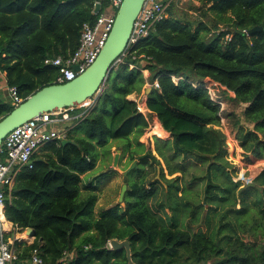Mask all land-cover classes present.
Returning <instances> with one entry per match:
<instances>
[{"label":"trees","instance_id":"16d2710c","mask_svg":"<svg viewBox=\"0 0 264 264\" xmlns=\"http://www.w3.org/2000/svg\"><path fill=\"white\" fill-rule=\"evenodd\" d=\"M196 1L194 19L177 16L171 3L169 16L151 28L100 100L69 128L75 144L48 143L34 168L19 174L5 216L14 231L32 227L36 237L16 241L18 264H30L35 249L46 264H63L66 252L73 253L68 264H130L126 249L110 247L112 239L130 240L136 264H264V0ZM117 10L111 0H0V67L8 84L26 99L59 83L58 67L45 60L70 56L84 23ZM256 26L262 29L250 32ZM132 62L160 84L146 100L165 129L153 146L141 141L149 121L129 98L146 85ZM173 76L189 80L175 83ZM207 80L247 104L243 116L254 127L235 122L236 138L248 162L263 165L254 185L235 179L236 152L221 128V105L208 89L193 85ZM15 107L5 92L0 119ZM165 131L168 136L160 137ZM115 141L137 163L124 177L125 207L97 215L95 182L118 173L108 165ZM99 167L105 172L95 180L82 177ZM132 173L137 179L131 182ZM188 211L192 217L181 226L178 215Z\"/></svg>","mask_w":264,"mask_h":264},{"label":"built area","instance_id":"2783aa9c","mask_svg":"<svg viewBox=\"0 0 264 264\" xmlns=\"http://www.w3.org/2000/svg\"><path fill=\"white\" fill-rule=\"evenodd\" d=\"M123 0H111L112 9L119 8ZM173 0H146L144 6L137 17L132 33L129 38L128 45L123 54L115 61V69L126 62L127 56L131 51L141 43L149 34L151 28L165 18L168 17V8ZM115 13L103 12L100 13L94 23L86 22L83 25L80 45L68 57L57 56L55 58L48 57L45 60L46 64H52L59 69V76L57 80L59 83L71 81L78 75L84 72L97 58L101 49L105 45L110 32L115 22ZM79 66V69L75 67ZM130 68H136L144 73L146 78V85L144 90L134 96L132 100L136 102L138 112L144 114L149 121L153 119L155 122L158 117L152 113L148 108L147 92L148 87L159 88L158 80L154 82L149 81V70L143 68L137 63H130ZM189 80L185 76H173V81L179 83L181 81ZM214 82L209 81L200 84L197 81L193 82L195 87L203 86L208 89L212 100L221 105V112H223L225 104L219 98V94ZM106 84L102 85L100 91L95 96L89 98L82 105L63 108L59 110L45 111L38 116L33 117L27 122L17 126L10 131L4 138L0 146V225L1 230L5 228V208L7 200L11 199L12 191L19 174L24 169L34 168L35 154L43 146L52 141L61 142L67 139L68 128L59 126L60 123H66L71 120L70 112L76 108H82L84 111L78 119H82L96 102L102 96ZM7 93L9 98L17 105L25 99L19 95L18 87L16 85H9L6 78V73L0 67V96ZM222 123L225 122V117L221 113ZM156 125V124H155ZM154 125V126H155ZM227 134V133H226ZM230 135L227 134V137ZM237 139V138H236ZM4 216V219L2 218ZM11 237H5L3 231L0 239V264H18V255L16 249V241L21 240L22 236L19 232L12 230ZM72 252H66L64 256V263L68 264V259L72 258ZM30 264H46L43 257L40 255L38 249H35L30 259Z\"/></svg>","mask_w":264,"mask_h":264},{"label":"water","instance_id":"95a60500","mask_svg":"<svg viewBox=\"0 0 264 264\" xmlns=\"http://www.w3.org/2000/svg\"><path fill=\"white\" fill-rule=\"evenodd\" d=\"M145 1L146 0L122 1L117 10L113 28L105 45L101 49L96 60L84 72L71 81L53 83L38 89L17 105L6 116L1 118L0 146L10 131L33 117L38 116L45 111L82 105L89 98L98 94L102 85L107 83L116 72L114 63L126 50L134 23L144 6ZM217 1L219 0H213V2ZM100 9L101 2L98 1L95 6V13H99ZM261 29L262 26H256L251 29L250 32ZM75 68L79 69V66H76ZM147 89L146 92L149 94L152 88L148 87ZM100 98L101 96L99 97V100ZM61 142L62 144L76 143L71 139H64ZM120 152L121 149H118L117 154L114 157L115 167L118 165ZM136 163L137 161H133L131 167L128 168L123 175L126 176L135 167ZM247 185L254 184L247 180ZM127 189V184H123L119 196V202H124V196ZM2 231L0 225V239ZM25 233L28 234L29 238L35 239L36 237V231L32 227L26 228ZM109 244L110 247L115 250L126 249L129 263L136 264L133 260L129 239H112Z\"/></svg>","mask_w":264,"mask_h":264},{"label":"rangeland","instance_id":"374dc122","mask_svg":"<svg viewBox=\"0 0 264 264\" xmlns=\"http://www.w3.org/2000/svg\"><path fill=\"white\" fill-rule=\"evenodd\" d=\"M173 3H174V12L176 13L177 16L183 17V18L189 17L193 19L199 16V11L195 10L194 8V6L199 5L198 1L196 0H173ZM246 106L247 104H237L231 100H227V103H225V107L222 113L223 116L225 117V122L222 123V126H221L223 131H225L228 135H230V137L229 136L227 137V142L235 148L236 160L233 162V164L235 165V169L237 171L235 175L236 176L235 179L241 180L244 183V185H247V180L252 182L251 181L252 177H254V175H256L259 171H261V168H263V165L261 162H257V163L248 162V160L246 159L243 153L244 151L242 150L239 144L238 139H236V132H237L238 126L236 125L235 122L238 121L240 122L241 125L250 126L252 128L254 127V124L248 123L244 119L243 112ZM155 124H157V127L159 126V130H160L159 132L162 133L163 128L159 124V121L156 120L154 122L153 119L150 120L149 128L147 129L146 133L141 138V141L146 143L147 145L151 143L153 146L154 136L155 135L159 136L156 133H152V129ZM160 137H166V135L160 136ZM116 154H117V151L115 150L113 157ZM132 163H130L128 159V154L122 153V149H121V152L119 153V162L116 167L114 166V160L109 161L108 165L115 167L116 170H119V174L118 176L114 177V179L110 181H107L106 177L102 176L101 178H99L98 182L97 181L95 182L99 184V187H100L99 199L96 205L97 215H99L103 209L116 205V204H120L122 207H125L124 202H119V196H120V192L122 189V185L125 184L122 174L128 168L131 167ZM99 166H107V165L100 164ZM102 172H105V170L102 169V167H99V168H96V171H91L89 172V175H86V176L89 177V179L95 180V178L98 175L100 176ZM154 173H155L154 171L151 172L149 178L154 176ZM136 179H137V174L132 173L130 176L131 182ZM189 209L190 211H192L191 208ZM166 210L170 216H173L175 214V211L172 210V208L170 207H167ZM190 211H188L187 214H184V215L183 213L182 215H180L179 213L178 217H179V222L181 226H183V224L189 221L190 218L192 217V213ZM20 234L24 235L23 236L24 239L26 240L29 239L28 234L25 233V230L23 232H20Z\"/></svg>","mask_w":264,"mask_h":264},{"label":"crops","instance_id":"0c3cea01","mask_svg":"<svg viewBox=\"0 0 264 264\" xmlns=\"http://www.w3.org/2000/svg\"><path fill=\"white\" fill-rule=\"evenodd\" d=\"M210 80H207V82H209ZM213 82V81H212ZM214 84V86H216L215 85V83H213ZM216 88H217V91H218V94H219V98L221 99V100H223L224 101V104L225 103H227V100H231V101H233L232 100V97H234V92H230V91H228V90H226L225 88H223V87H217L216 86ZM148 90V89H147ZM134 96H136V93H133V94H131V95H129V98L130 99H132V97H134ZM234 102V101H233ZM78 111V112H77ZM83 109H80V110H77V109H74V110H72L71 112H70V114H71V120H69V121H66V123H60V124H58L59 126H65V127H67L68 128V130H69V128H72L75 124H77L78 122H79V120L80 119H78V117L79 116H81V114L83 113ZM154 115H156V114H154ZM157 116V115H156ZM159 120V119H158ZM159 123H160V125H161V127L163 128V126H162V124H161V122L159 121ZM164 129V128H163ZM162 129V130H163ZM165 130V129H164ZM165 135L166 136H168V133L165 131ZM68 139V138H67ZM114 146H113V148H112V151H113V154L115 153V150L117 151L118 149H122V148H120V147H117V145H118V142L117 141H115L114 143ZM45 146H43V147H41L37 152H36V154H35V156H34V158L36 159L39 155H41L42 154V150H43V148H44ZM114 148H115V150H114ZM122 153H123V149H122ZM115 157V156H114ZM115 168V167H114ZM118 171V173H117V175L116 176H118V174H119V170H117ZM86 175H83L82 177H85ZM115 176V177H116ZM122 177H123V180H124V175L122 174ZM114 179V178H113ZM8 221V222H7ZM5 222H7V223H9V225H10V227H9V230H7L6 228H4L3 229V233H4V235H5V237H11L12 235H13V233H12V230L14 229V225H13V223L10 221V220H8L7 218H5ZM6 229V230H5ZM20 233V232H19ZM21 236H22V238H23V236L24 235H22V234H20ZM24 239V238H23ZM28 242H33L34 241V239L33 238H29V240H27Z\"/></svg>","mask_w":264,"mask_h":264},{"label":"bare ground","instance_id":"6f19581e","mask_svg":"<svg viewBox=\"0 0 264 264\" xmlns=\"http://www.w3.org/2000/svg\"><path fill=\"white\" fill-rule=\"evenodd\" d=\"M160 130H159V126L157 127V125H155L154 127H153V129H152V133H160L159 132ZM162 132H163V130H162ZM2 218L4 219V216H2ZM8 222V221H7ZM7 222H5V228L7 229V230H9V227H10V225H9V223H7ZM5 229V230H6ZM23 234V233H22ZM25 236H26V234H25ZM29 240V239H28Z\"/></svg>","mask_w":264,"mask_h":264}]
</instances>
